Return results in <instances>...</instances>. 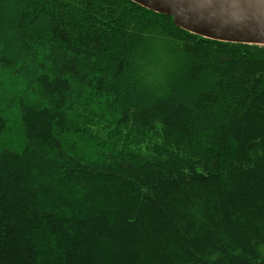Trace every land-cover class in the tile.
<instances>
[{
	"label": "trees",
	"instance_id": "trees-1",
	"mask_svg": "<svg viewBox=\"0 0 264 264\" xmlns=\"http://www.w3.org/2000/svg\"><path fill=\"white\" fill-rule=\"evenodd\" d=\"M0 264H264V46L0 0Z\"/></svg>",
	"mask_w": 264,
	"mask_h": 264
},
{
	"label": "water",
	"instance_id": "water-1",
	"mask_svg": "<svg viewBox=\"0 0 264 264\" xmlns=\"http://www.w3.org/2000/svg\"><path fill=\"white\" fill-rule=\"evenodd\" d=\"M177 28L222 43L264 46V0H129Z\"/></svg>",
	"mask_w": 264,
	"mask_h": 264
},
{
	"label": "rangeland",
	"instance_id": "rangeland-1",
	"mask_svg": "<svg viewBox=\"0 0 264 264\" xmlns=\"http://www.w3.org/2000/svg\"><path fill=\"white\" fill-rule=\"evenodd\" d=\"M1 11H2V13H3V15H8V12L10 11V8H9V5L7 6V5H3V6H1Z\"/></svg>",
	"mask_w": 264,
	"mask_h": 264
},
{
	"label": "bare ground",
	"instance_id": "bare-ground-1",
	"mask_svg": "<svg viewBox=\"0 0 264 264\" xmlns=\"http://www.w3.org/2000/svg\"><path fill=\"white\" fill-rule=\"evenodd\" d=\"M231 44V43H230Z\"/></svg>",
	"mask_w": 264,
	"mask_h": 264
}]
</instances>
